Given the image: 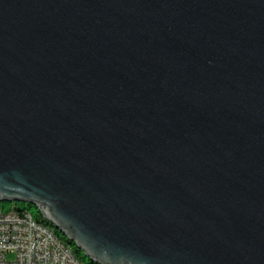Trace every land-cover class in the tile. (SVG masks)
<instances>
[{"label":"water","instance_id":"water-1","mask_svg":"<svg viewBox=\"0 0 264 264\" xmlns=\"http://www.w3.org/2000/svg\"><path fill=\"white\" fill-rule=\"evenodd\" d=\"M102 264H264V0H0V200Z\"/></svg>","mask_w":264,"mask_h":264},{"label":"built area","instance_id":"built-area-1","mask_svg":"<svg viewBox=\"0 0 264 264\" xmlns=\"http://www.w3.org/2000/svg\"><path fill=\"white\" fill-rule=\"evenodd\" d=\"M14 257L9 259L8 255ZM0 264H85L28 210L0 208Z\"/></svg>","mask_w":264,"mask_h":264},{"label":"trees","instance_id":"trees-1","mask_svg":"<svg viewBox=\"0 0 264 264\" xmlns=\"http://www.w3.org/2000/svg\"><path fill=\"white\" fill-rule=\"evenodd\" d=\"M0 208L4 210L15 209L17 211L28 210L34 218L51 227L54 232L72 249L74 255L85 264H102L86 254L78 243L69 237L67 233L58 228L53 222L44 216L39 206L29 200H0Z\"/></svg>","mask_w":264,"mask_h":264},{"label":"rangeland","instance_id":"rangeland-1","mask_svg":"<svg viewBox=\"0 0 264 264\" xmlns=\"http://www.w3.org/2000/svg\"><path fill=\"white\" fill-rule=\"evenodd\" d=\"M84 252H85V251H84ZM13 257H14V256H13L12 254H9V255H8V258H9V259H11V258H13Z\"/></svg>","mask_w":264,"mask_h":264}]
</instances>
